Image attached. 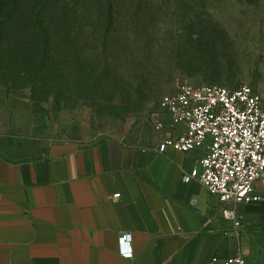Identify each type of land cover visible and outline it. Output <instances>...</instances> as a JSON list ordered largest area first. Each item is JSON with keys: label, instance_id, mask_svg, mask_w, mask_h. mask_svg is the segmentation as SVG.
Instances as JSON below:
<instances>
[{"label": "crops", "instance_id": "0c3cea01", "mask_svg": "<svg viewBox=\"0 0 264 264\" xmlns=\"http://www.w3.org/2000/svg\"><path fill=\"white\" fill-rule=\"evenodd\" d=\"M150 119L103 136L0 93V264H264V204L237 206L236 226L183 180L202 150L159 152Z\"/></svg>", "mask_w": 264, "mask_h": 264}, {"label": "rangeland", "instance_id": "374dc122", "mask_svg": "<svg viewBox=\"0 0 264 264\" xmlns=\"http://www.w3.org/2000/svg\"><path fill=\"white\" fill-rule=\"evenodd\" d=\"M47 2L49 31L0 26V93L55 120L123 138L180 83L264 90V0Z\"/></svg>", "mask_w": 264, "mask_h": 264}, {"label": "built area", "instance_id": "2783aa9c", "mask_svg": "<svg viewBox=\"0 0 264 264\" xmlns=\"http://www.w3.org/2000/svg\"><path fill=\"white\" fill-rule=\"evenodd\" d=\"M150 118L159 152L167 147L185 153L202 150L199 168L184 174L183 180L199 182L218 199L223 213L236 220V226L237 206L264 204V90L246 84L230 89L180 83L160 100ZM130 240V233L119 237L126 257L133 255L127 248ZM223 264L246 263L238 255Z\"/></svg>", "mask_w": 264, "mask_h": 264}, {"label": "trees", "instance_id": "16d2710c", "mask_svg": "<svg viewBox=\"0 0 264 264\" xmlns=\"http://www.w3.org/2000/svg\"><path fill=\"white\" fill-rule=\"evenodd\" d=\"M23 1L0 0V26L7 19L18 17L38 26L42 30L41 32L49 31L48 19L57 15L59 10L49 9L47 0H27L25 4Z\"/></svg>", "mask_w": 264, "mask_h": 264}]
</instances>
